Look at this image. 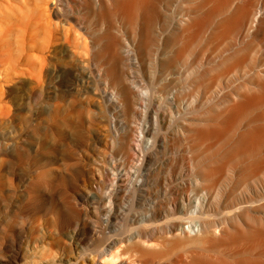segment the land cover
I'll return each mask as SVG.
<instances>
[{
  "label": "bare ground",
  "instance_id": "bare-ground-1",
  "mask_svg": "<svg viewBox=\"0 0 264 264\" xmlns=\"http://www.w3.org/2000/svg\"><path fill=\"white\" fill-rule=\"evenodd\" d=\"M0 264H264V0H0Z\"/></svg>",
  "mask_w": 264,
  "mask_h": 264
}]
</instances>
